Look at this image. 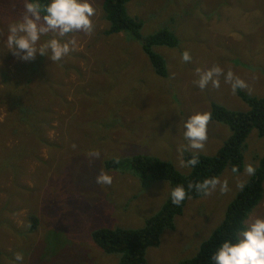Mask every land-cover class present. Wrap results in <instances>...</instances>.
<instances>
[{"label": "rangeland", "instance_id": "374dc122", "mask_svg": "<svg viewBox=\"0 0 264 264\" xmlns=\"http://www.w3.org/2000/svg\"><path fill=\"white\" fill-rule=\"evenodd\" d=\"M103 1L94 0L92 34L63 38L76 41L70 55L51 61L37 54L25 62L4 43L6 25L21 15L23 0H0V63L14 74L25 62L22 73L10 74L11 93L0 100L19 96L39 110L33 131L13 106L0 104V264H18L17 253L23 257L19 264H117L119 255L104 253L92 231L100 225L142 226L171 190L168 181L124 163L136 154L154 155L187 173L184 149L214 155L229 127L210 120L208 139L197 150L187 148L183 124L194 111L211 112L212 103L248 110L225 79L229 70L245 82L240 89L264 97V0H129L126 11L142 22L143 37L168 27L179 39L175 48L155 47L165 58L166 76L155 72L141 40L126 32L102 33L108 28ZM184 51L191 55L188 62ZM214 66L223 69L214 77L219 86L209 81L201 89L196 82ZM245 144L242 171L225 167L218 177L227 189L218 184L209 195L189 197L159 246L147 249L144 264H179L196 254L251 176L248 166H257L264 153L256 129ZM110 158L122 168L105 169ZM102 173L112 177L110 185L98 182ZM257 215H264V193L247 219Z\"/></svg>", "mask_w": 264, "mask_h": 264}, {"label": "trees", "instance_id": "16d2710c", "mask_svg": "<svg viewBox=\"0 0 264 264\" xmlns=\"http://www.w3.org/2000/svg\"><path fill=\"white\" fill-rule=\"evenodd\" d=\"M129 0H104L102 8L104 18L108 22V28L102 33L106 36L126 32L132 34L134 39L141 40V47L147 55L149 62L156 73L162 76L168 75L166 61L163 55L155 49L157 46H168L175 48L179 45L176 33L168 27H164L145 37L141 34L142 22L127 13L126 5ZM13 57V56H12ZM25 62H20L16 67V73H7V65L0 63L3 77L0 86V96L9 97L12 89L10 74L16 76L23 72L21 67ZM8 64V63H7ZM14 91V90H13ZM237 96L248 105L245 112H237L225 108L216 103L211 104V120L226 124L230 129V135L219 147L214 155L208 156L196 153L187 149L182 151L183 159L189 167L187 173L180 172L167 160L158 156L136 154L124 164L144 175H150L153 179L166 180L171 189L177 185H183L186 190L188 185H193L188 190L189 194L181 205L172 204L170 195L167 196L158 211L151 215L144 224L137 228L120 226H97L91 233L94 242L106 254H118L117 264H144L146 263V252L149 247H157L160 244V237L165 229L172 228L174 218L183 212V207L189 197L198 198L203 192L196 189L197 182L205 178H218L225 167L235 173L242 171L244 167L243 150L249 133L256 129L259 136L264 137V97L249 95L242 89H236ZM17 100L14 101V100ZM0 104L14 107L17 112V119L29 121L33 131H36L35 116L38 109L34 108L26 100L14 96L7 103L0 100ZM58 129V127L56 128ZM197 158L198 162L192 166L188 164L191 158ZM123 163L117 158H110L104 161V168L107 170L121 169ZM254 173L243 184L235 197L228 203L223 220L212 230L210 235L201 243L196 254L190 258H184L179 264H212L210 257L216 247L227 236L233 234L237 228L249 217L253 208L262 200L264 193V153L258 160V165L253 167ZM171 191V190H170ZM83 205H81V208ZM37 219L34 217V222ZM1 261V251H0Z\"/></svg>", "mask_w": 264, "mask_h": 264}, {"label": "clouds", "instance_id": "9594fccd", "mask_svg": "<svg viewBox=\"0 0 264 264\" xmlns=\"http://www.w3.org/2000/svg\"><path fill=\"white\" fill-rule=\"evenodd\" d=\"M23 5L21 15L9 19L4 37L7 52H11L22 61H32L37 54L47 56L51 61H62L76 49V41L65 40L64 37L74 32L92 34L95 31L94 0H23ZM49 33L53 35L42 41V38L48 37ZM182 59L184 62L190 61V53L184 51ZM221 74H224L223 69L214 66L203 73L196 83L201 89H204L209 81L218 87L219 79L214 77H219ZM225 79L231 82L234 92L237 88L246 86L243 80L233 78L231 70L225 74ZM210 120L211 113L207 111H194L184 119L183 135L188 141L187 148L198 150L204 147L208 139ZM197 162V158L193 157L188 164L194 166ZM254 171L249 165L247 172L253 174ZM97 180L101 184L112 183V177L106 173L98 176ZM218 184H221L220 180L212 177L197 182L195 187L205 195H209ZM192 187L191 183L187 190L183 185L173 187L169 193L172 204L181 205ZM226 189L225 181L221 184V190ZM15 259L19 264L23 257L17 253ZM210 260L212 264H264V215L245 220L233 234L219 243Z\"/></svg>", "mask_w": 264, "mask_h": 264}]
</instances>
